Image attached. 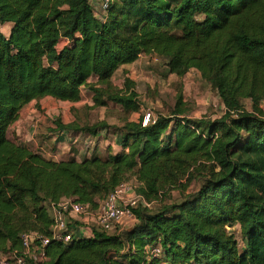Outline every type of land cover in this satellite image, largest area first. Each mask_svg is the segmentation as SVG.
<instances>
[{"label":"trees","instance_id":"1","mask_svg":"<svg viewBox=\"0 0 264 264\" xmlns=\"http://www.w3.org/2000/svg\"><path fill=\"white\" fill-rule=\"evenodd\" d=\"M103 1L0 0V25L13 24L9 35L0 28V253L20 250L24 232L51 236L49 204L71 199L95 210L134 175L150 204L171 190L183 198L159 210L140 203L138 222L123 231L94 226L93 237L52 240L46 259L29 263L264 264V0H109L99 18L94 3ZM143 54L166 58L179 77L197 69L225 114L190 119L180 93L170 115L126 122L122 152L82 161L49 159L9 137L26 105L77 102L84 86L96 107L139 111L136 83L127 77L120 89L112 78ZM193 182L200 187L188 192ZM156 243L165 257L151 259Z\"/></svg>","mask_w":264,"mask_h":264},{"label":"rangeland","instance_id":"2","mask_svg":"<svg viewBox=\"0 0 264 264\" xmlns=\"http://www.w3.org/2000/svg\"><path fill=\"white\" fill-rule=\"evenodd\" d=\"M97 16H104V9L100 2H95ZM199 20H203L202 14L198 15ZM10 25H0L1 30L9 35ZM62 45H60L61 47ZM127 77L134 79L136 83L135 89L138 93V101L140 110L134 113H129L119 105L110 103L108 107H96L92 105L79 106V108L71 107L68 102H61L52 97H45L37 101L29 103L25 110V114H34L35 119L30 128H27L32 135L30 141L25 140L23 145H31L36 150L42 153L58 155V158L64 155L66 150L71 148L78 150L75 145L69 144V140L65 139V145H60L64 139L58 136L59 133L54 131L56 128V120L64 121V123H76L81 129L95 124L105 123L103 128L99 129L97 136L103 135L106 139L109 138L119 124L123 125L128 121H138L147 112H152L155 116L170 115L176 108L178 103V95L183 93L184 108L187 109V115L190 119L201 120L207 118H219L226 112V107L221 100L217 90L206 81L197 69H192L185 77H179L169 73L167 67V59L160 56L159 61L154 59V55L146 54L142 57L135 66L127 70ZM125 74L123 71H118L115 77L117 87L124 85ZM91 93H85V100L92 101ZM87 105V106H86ZM243 105L248 110H253V103L250 99H244ZM261 105L264 107V101ZM134 114V115H132ZM58 118V119H57ZM61 121V122H62ZM84 132L85 129L83 130ZM127 130H123L124 134ZM12 137L16 138V132H11ZM100 136V138L102 139ZM112 137V136H111ZM19 140V138H18ZM86 149V147H84ZM48 156V155H47ZM60 156V157H59ZM129 182L138 192L139 183L134 175L130 176ZM199 188L198 182H193L188 189V192H194ZM183 194L179 190H171L160 200L151 202L150 206L153 210H159L166 205L177 203L182 200ZM51 204L48 205L50 209ZM138 222V219L126 220L119 226L120 231L128 227H132ZM229 230L235 235L240 250L245 249V239L242 236L241 227L233 225Z\"/></svg>","mask_w":264,"mask_h":264},{"label":"built area","instance_id":"3","mask_svg":"<svg viewBox=\"0 0 264 264\" xmlns=\"http://www.w3.org/2000/svg\"><path fill=\"white\" fill-rule=\"evenodd\" d=\"M104 14L109 7V0L100 2ZM154 59L159 61L160 56L154 54ZM156 116L152 112L144 114L143 125L155 122ZM140 203L150 206L144 197L137 194L136 189L129 182L121 183L109 196L100 201L99 207L93 210L88 204H83L71 199H63L50 206L53 220L51 236H43L36 232H24L21 235V249L7 253H0V264H30L29 260L41 262L46 259L45 247L52 241L70 243L76 238V224L73 219L76 216L87 215L93 217L88 223L89 228L97 227L109 233L120 231L119 226L126 220L136 218L134 208ZM86 224V223H85ZM83 225V224H82ZM87 225V224H86ZM149 258H163L165 251L160 243H156L148 249Z\"/></svg>","mask_w":264,"mask_h":264},{"label":"crops","instance_id":"4","mask_svg":"<svg viewBox=\"0 0 264 264\" xmlns=\"http://www.w3.org/2000/svg\"><path fill=\"white\" fill-rule=\"evenodd\" d=\"M6 25H10L11 26L10 27V31H11V29L13 27V24L12 23H8ZM144 55L146 56V54H143L134 63L123 65L120 69H118L116 71V73L114 74V76L112 78V81H113L115 86L117 85V83L115 81L116 74H117L118 71L122 70L123 73L125 74V79H124V85L123 86L120 85L119 88L120 89L125 88V80L127 78L126 75L128 73L127 70H129V69L131 70L135 66V64L142 57H144ZM131 80L134 81V79H131ZM97 81H98V77L97 76H92L90 78V82L96 83ZM86 92H90L92 94L91 95L92 101L85 100L84 96H85ZM93 96H94V93L88 87L84 86L81 89V100H79L77 102L61 101V100H59V101L68 102L69 104H71V107H75V108H79V106L85 105L87 103H89L88 105H92L93 104L92 106H94ZM47 97H51V96H47ZM56 100H58V99H56ZM34 101H37V100H34ZM26 106L22 109L21 114H20V118L10 127V130H9V137L12 140H14L15 142L19 143V144H24L22 142H24L25 140L30 141L31 138H33L31 133H30V129L28 131L27 128L31 127L32 122L35 119L36 115H34V114H25L24 110H25ZM108 106H100V108L108 107ZM132 115H134V114H132ZM56 121H55V123H56ZM55 123H53V124H55ZM62 123H64V121H62ZM65 124H67V123H65ZM120 125L121 124H119L118 127L117 126L115 127L114 132L112 134L110 133V135L112 137L110 136L107 139L105 137H102L103 135H100L102 137V139L100 138V136H97L99 134V131H98V134H96V135L92 134L89 131L84 132L83 129L57 131L56 130L57 126H56L55 127L56 129L54 131H57L56 133L61 132L60 134H58V136H60L61 139H64V142L62 141V143L60 144L61 146L65 145V143H66L65 139L66 140L68 139L69 140V144L75 145L76 147L79 148L78 150L74 149L73 151H71V148L69 147V150H66L64 155H62V157L59 156L60 158H58V155H51L49 153H45L44 154L40 150H36L35 148H33L31 145H28V147H30L33 151L41 153L46 158L54 159V160H57V161H59V160H69L71 158H75L78 161H82L83 159L90 158L92 156H98V155L99 156H107L109 152L120 153V152H122L124 150L122 141H123L124 134H126V132L124 134H122L120 132V129H123V127H124V125H123V127L120 126ZM12 131L16 132V138L12 137L13 136V135H11ZM18 138H19V140H18ZM20 139H21L22 142L20 141ZM84 147H86V149ZM199 187H200V184H199ZM180 201L178 200V202H180ZM49 212L51 214V209H49ZM92 218L93 217H88L87 215H85V216L84 215H80V216H76V218L73 219L74 222H76V223L78 222V224L75 225L76 228H77L76 230H77V234L78 235H82V237H85V238L93 237L94 232H93L92 228H89L90 226L88 225V223L93 220ZM129 228H131V227H128L126 229H129Z\"/></svg>","mask_w":264,"mask_h":264}]
</instances>
